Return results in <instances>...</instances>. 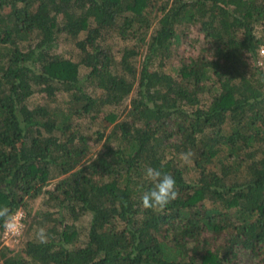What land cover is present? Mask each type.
I'll return each mask as SVG.
<instances>
[{
    "label": "trees",
    "instance_id": "trees-1",
    "mask_svg": "<svg viewBox=\"0 0 264 264\" xmlns=\"http://www.w3.org/2000/svg\"><path fill=\"white\" fill-rule=\"evenodd\" d=\"M263 38L264 0H0V264H264Z\"/></svg>",
    "mask_w": 264,
    "mask_h": 264
},
{
    "label": "rangeland",
    "instance_id": "rangeland-1",
    "mask_svg": "<svg viewBox=\"0 0 264 264\" xmlns=\"http://www.w3.org/2000/svg\"><path fill=\"white\" fill-rule=\"evenodd\" d=\"M199 36H200V38L202 37V35L199 34L195 30V28H192L191 31H190V34H189V38H190V41L194 40L193 41L194 46L192 48H190V47H187L186 45H182V47H181L182 50H183V48L187 49V50H184L185 53L183 55L185 57L192 55L193 53H195L199 49L200 45L197 44V41H196L198 39L197 37H199ZM106 43L110 45L111 51H113V53L115 55H119V51L118 50L124 45V42H122L121 39H119V37H116V36H113L110 39H108V41H106ZM58 44L60 46V50L64 51V53L67 54V55H70V52H71L72 49L75 50L73 41L66 40L63 36H61L58 39ZM178 65H179L178 58L176 59V57H173V58H171V59H169L167 61L166 65H165V69L167 71H169L170 73H174L173 69L175 67H177ZM40 101L41 100H39L38 102H40ZM204 103H206V102L204 101ZM86 122L87 121H84V123H86ZM110 129H111V125L105 131V134L109 133ZM92 143H93L92 150H91L90 154L88 155V157H86V158H89V159L91 157L95 156L97 151L100 149V146H101L102 142H99V143L92 142ZM54 184H55V180H52L47 185H45L43 189L44 190H50V189L53 188ZM43 199H44V196H42V195H40V196H38L36 198H33V199H29V209L31 210V214L34 213L35 211H38V210L45 211L47 209V207L43 204ZM50 211H53V208L50 209ZM22 229L24 231V228H22ZM22 229H21L20 233L17 236L11 237L9 239H5L4 238L3 230L0 231V240L3 241L4 245H6V246H8V247H10L12 249L21 250L23 248V244L25 242L24 241L25 236L22 233ZM21 233H22V236H21ZM244 257H246V256H244Z\"/></svg>",
    "mask_w": 264,
    "mask_h": 264
},
{
    "label": "built area",
    "instance_id": "built-area-1",
    "mask_svg": "<svg viewBox=\"0 0 264 264\" xmlns=\"http://www.w3.org/2000/svg\"><path fill=\"white\" fill-rule=\"evenodd\" d=\"M258 61L257 64L262 68L264 73V38L258 48ZM24 221V211L22 209H18L12 215V217L5 223L3 228V235L5 239H9L11 237L17 236L22 227Z\"/></svg>",
    "mask_w": 264,
    "mask_h": 264
}]
</instances>
